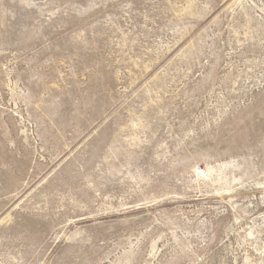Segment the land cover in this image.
<instances>
[{
    "label": "rangeland",
    "instance_id": "374dc122",
    "mask_svg": "<svg viewBox=\"0 0 264 264\" xmlns=\"http://www.w3.org/2000/svg\"><path fill=\"white\" fill-rule=\"evenodd\" d=\"M0 264H264V0H0Z\"/></svg>",
    "mask_w": 264,
    "mask_h": 264
}]
</instances>
